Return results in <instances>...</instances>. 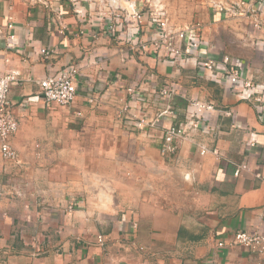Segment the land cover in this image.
<instances>
[{"label":"crops","instance_id":"1","mask_svg":"<svg viewBox=\"0 0 264 264\" xmlns=\"http://www.w3.org/2000/svg\"><path fill=\"white\" fill-rule=\"evenodd\" d=\"M132 8L142 17L126 25L68 0H0V68L20 73L9 94L20 162L0 154V264H264V252L218 244L264 233L263 32L217 11L213 25L191 27H204L192 52L165 57L154 13ZM218 24L229 30L212 44ZM228 32L243 36L234 41L246 59L232 60L252 79L251 98L200 66L222 63ZM69 64L80 70L75 102L47 103L39 80ZM165 110L157 128L137 127ZM196 120L163 154L169 127Z\"/></svg>","mask_w":264,"mask_h":264},{"label":"built area","instance_id":"2","mask_svg":"<svg viewBox=\"0 0 264 264\" xmlns=\"http://www.w3.org/2000/svg\"><path fill=\"white\" fill-rule=\"evenodd\" d=\"M228 6L230 8H227ZM228 6L222 7V10H225L226 12L232 11V14L242 16L243 18L248 20V24H250L252 30H254L255 32H263L264 34V0H238L231 2ZM134 15L139 19L142 17L141 14L137 11L134 13ZM153 22H158L155 16L153 18ZM160 25L163 29H165V22H160ZM9 27L13 28V24H9ZM190 29H194L196 33V27ZM136 30L137 31L134 33L138 35V32L140 30ZM181 36L187 40L188 45H191L190 48H192L193 46L197 47L201 42L197 40L196 34L193 38L192 36L189 37V30L184 31ZM263 36L258 39L260 40L261 45L264 47ZM13 37L14 35H11L12 39ZM170 46H172V43H170ZM190 48H186L187 53L192 52ZM41 52L46 56L50 54V50L45 48H43ZM180 52L183 53V49L181 50L180 48H177L176 53L179 54ZM200 66L210 71H214L215 68L224 71L225 77L228 81L231 82L235 89L239 90V92H241L244 97L251 98L253 94L252 90L254 88L252 79L245 76L242 69L234 62H230V59L228 57L225 60H222V63L210 59L201 62ZM79 73L80 70L76 64H69L65 68L60 69L57 73L49 74L40 79L39 85L44 100L47 103H55L61 106H68L73 104L78 95ZM19 74L20 73L15 70L2 72L0 68V153L3 159L16 163L20 162V154L12 144V137L19 129V121L12 111L9 102V94L12 85L14 83L18 84L20 81L18 78ZM131 91L134 90L131 89ZM170 96L171 91L165 89L160 93L155 94L153 96V99L156 101H163L167 100ZM88 101L91 105L98 104L97 97L92 95L89 96ZM204 107L212 108L211 105H205ZM167 112V110L161 112L158 117L150 120V122L147 123L141 122V120H137V127L140 129H145L146 127L157 128L162 122L161 116H163ZM78 114L81 113L79 112ZM200 125L201 122L199 120H196L192 121V123L188 125L180 124L178 126H170L163 137L165 144L162 148V152L166 155V153L174 151L175 147L173 146V141L175 140V138H182L186 136L189 126L190 128H198ZM208 150L209 149L205 147L201 152L202 154H205ZM213 151L215 152L216 150ZM246 167V165L238 167L235 171V174H240L241 169H244ZM74 205L75 203H73L69 209L72 210L74 208ZM99 242L101 244L104 243V237L101 235L99 236ZM218 244L219 246H235L242 244L253 251L262 253L264 252V233L238 231L233 235L231 241H220Z\"/></svg>","mask_w":264,"mask_h":264},{"label":"rangeland","instance_id":"3","mask_svg":"<svg viewBox=\"0 0 264 264\" xmlns=\"http://www.w3.org/2000/svg\"><path fill=\"white\" fill-rule=\"evenodd\" d=\"M68 2L69 4L74 3L75 9H78L80 12H82V14L88 9V12H92V15L89 14V16H91L90 18H93V20L96 22H102L105 20L112 21L115 20L114 18L120 17L121 20L124 21L127 25L128 21L126 20V16L128 14L130 15L135 13H132V11L134 10V8H132L133 5L136 9H140L141 11L148 10L151 13H154L155 18L158 20V22H154L155 33L158 36L157 48L155 50H159V52L162 53V56L164 55L165 57L171 55L174 57H177V55H183L182 52H180L179 54L176 53V49L180 48L182 50L185 44L187 48L191 47V45H188L187 40L181 36L184 31L189 30V37L192 36L193 38L196 34L197 40L202 41L201 37L204 35L203 26L205 25L207 27V25H213L210 20H213L212 16L214 12L225 11L222 10L224 4L218 3L217 0H68ZM227 8L230 7L228 6ZM225 16L243 19L242 16L232 14V11L225 12ZM160 22H165V29L161 27ZM114 23L117 24V22ZM198 24H201L203 26L199 28L196 27L195 33V30L190 28ZM228 27L230 26L228 25ZM208 30L209 29H206V31ZM221 30L228 31L229 28H227V26L218 24L217 26L209 30V33L207 35L208 37H210V43H215L216 37L219 36ZM131 35L132 37L135 35V37L132 39H136L135 33H131ZM228 35L229 36L224 37L223 40L227 45L229 44V46L231 47L229 49H226L225 47L222 48L221 51H226V56L223 57V60L228 57L230 59V62H234V60L232 59L239 58L240 56L246 59V48L237 47L234 41L235 38L243 39V36L235 35L233 32H228ZM170 43H172V46H170ZM193 48L196 47L193 46L192 49ZM183 52L187 53V50ZM252 56L255 57V54ZM129 116L133 117L132 114H129ZM152 119L155 118L142 117L139 120H141V122L147 123Z\"/></svg>","mask_w":264,"mask_h":264}]
</instances>
